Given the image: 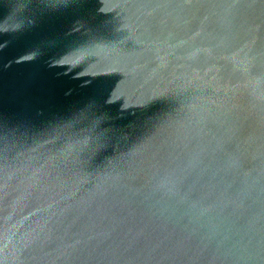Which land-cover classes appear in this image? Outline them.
I'll return each instance as SVG.
<instances>
[{"label": "water", "instance_id": "water-1", "mask_svg": "<svg viewBox=\"0 0 264 264\" xmlns=\"http://www.w3.org/2000/svg\"><path fill=\"white\" fill-rule=\"evenodd\" d=\"M0 264H264V0H0Z\"/></svg>", "mask_w": 264, "mask_h": 264}]
</instances>
